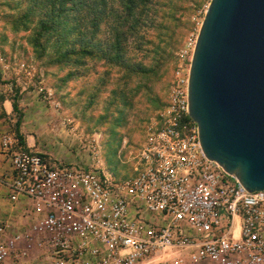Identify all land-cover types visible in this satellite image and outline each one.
Listing matches in <instances>:
<instances>
[{
	"label": "built area",
	"instance_id": "2783aa9c",
	"mask_svg": "<svg viewBox=\"0 0 264 264\" xmlns=\"http://www.w3.org/2000/svg\"><path fill=\"white\" fill-rule=\"evenodd\" d=\"M201 22L175 54L166 99L129 152L126 177L98 157V143L87 145L89 163L76 164L27 149L14 132L1 135L11 172L0 188L22 214L15 223L0 209V264L25 255L17 245L29 240L42 250L39 264H264V189L247 190L208 159L189 114ZM38 92L52 97L45 86Z\"/></svg>",
	"mask_w": 264,
	"mask_h": 264
},
{
	"label": "rangeland",
	"instance_id": "374dc122",
	"mask_svg": "<svg viewBox=\"0 0 264 264\" xmlns=\"http://www.w3.org/2000/svg\"><path fill=\"white\" fill-rule=\"evenodd\" d=\"M36 2L0 0V86L6 85L11 97L23 90L27 98L25 127L39 143H62L57 158L64 163H89L93 149L87 145L98 143L94 150L107 166L109 146L119 145L117 169L119 176L127 175L129 152L142 140L149 118L162 107L175 54L198 27L209 0H171L170 14L152 26L150 36L139 31L128 38L124 66L75 55L70 61L56 62L55 36L41 35L42 8ZM110 5L119 8L116 0H109ZM100 26L97 40L104 45L109 28L106 23ZM39 86L51 90L50 100L38 92ZM48 123L52 124L49 129ZM66 149L68 154H64ZM6 193L0 188V200L8 204ZM17 246L26 254L20 259L11 255L5 264L42 263V250L35 240ZM177 253L179 249L166 251Z\"/></svg>",
	"mask_w": 264,
	"mask_h": 264
},
{
	"label": "water",
	"instance_id": "95a60500",
	"mask_svg": "<svg viewBox=\"0 0 264 264\" xmlns=\"http://www.w3.org/2000/svg\"><path fill=\"white\" fill-rule=\"evenodd\" d=\"M189 114L206 157L264 189V0H210L190 63Z\"/></svg>",
	"mask_w": 264,
	"mask_h": 264
},
{
	"label": "trees",
	"instance_id": "16d2710c",
	"mask_svg": "<svg viewBox=\"0 0 264 264\" xmlns=\"http://www.w3.org/2000/svg\"><path fill=\"white\" fill-rule=\"evenodd\" d=\"M116 1L119 8L107 6L109 0H37L36 3L42 8L41 35L44 34L49 39L55 36L54 46L58 54L55 61L67 62L73 55L91 56L112 65L124 66L128 38L139 31L150 36L148 32L152 26H155L159 20H166L171 9V0ZM23 16L26 17L27 14L24 13ZM102 23H106L109 28V38L104 45L97 40ZM162 104L164 103L162 102L160 106ZM11 105L12 112L18 116L14 124L15 134L20 144L25 146L24 138L20 133L23 114L19 110L17 93L11 97ZM136 146L135 144L134 147ZM118 147L119 145L114 148L109 146L108 165L117 177L122 178L127 175L119 176L117 162L120 157L118 156L120 147Z\"/></svg>",
	"mask_w": 264,
	"mask_h": 264
},
{
	"label": "crops",
	"instance_id": "0c3cea01",
	"mask_svg": "<svg viewBox=\"0 0 264 264\" xmlns=\"http://www.w3.org/2000/svg\"><path fill=\"white\" fill-rule=\"evenodd\" d=\"M6 86V85H5ZM5 86H0V137L3 133L6 132H14L15 130L12 129V126L14 125V122L16 121L15 113L12 112V105H11V96L9 95L8 88ZM12 90V89H11ZM27 98L25 93H23V90L21 89L19 91L18 95V106L19 110L22 112V121L20 124V133L22 134L24 141H25V147L29 150L42 153L44 155H47L51 157L52 159H55L57 161L63 162L62 159L57 158L59 151H61V147L63 146L62 143H39L35 134L30 133L28 128L25 127V106H26ZM52 124H47V128L49 129ZM36 126V124H35ZM44 133V131H43ZM74 144V143H73ZM69 150H65L64 154H68ZM11 172V162L10 157L8 154L2 153L0 151V175H3V177H7ZM7 194V193H6ZM7 201V200H6ZM1 208L3 209V212L6 214L5 216L9 218L10 220L14 221L15 223L20 222L18 220L20 216H18L20 210L18 212L10 210L9 205L2 202L0 200ZM7 212L10 214L7 215ZM17 214V216H16ZM15 218V219H14ZM25 220L24 218L22 219ZM15 225V224H14ZM42 260H44V255H42Z\"/></svg>",
	"mask_w": 264,
	"mask_h": 264
}]
</instances>
